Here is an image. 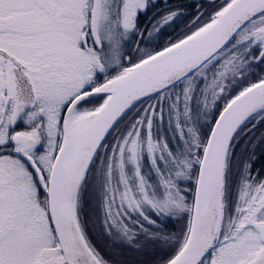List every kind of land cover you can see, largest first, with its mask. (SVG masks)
Wrapping results in <instances>:
<instances>
[{"label": "snow or ice", "instance_id": "obj_1", "mask_svg": "<svg viewBox=\"0 0 264 264\" xmlns=\"http://www.w3.org/2000/svg\"><path fill=\"white\" fill-rule=\"evenodd\" d=\"M124 249L264 264V0H0V264Z\"/></svg>", "mask_w": 264, "mask_h": 264}, {"label": "flooded vegetation", "instance_id": "obj_2", "mask_svg": "<svg viewBox=\"0 0 264 264\" xmlns=\"http://www.w3.org/2000/svg\"><path fill=\"white\" fill-rule=\"evenodd\" d=\"M168 230H169V228H168ZM103 250L104 249H102V251ZM123 252H124V255L121 257V259L133 262V264H134V262L145 258L142 254L133 252L129 249H124Z\"/></svg>", "mask_w": 264, "mask_h": 264}, {"label": "trees", "instance_id": "obj_3", "mask_svg": "<svg viewBox=\"0 0 264 264\" xmlns=\"http://www.w3.org/2000/svg\"><path fill=\"white\" fill-rule=\"evenodd\" d=\"M169 231H173V230H175L171 225H169Z\"/></svg>", "mask_w": 264, "mask_h": 264}, {"label": "rangeland", "instance_id": "obj_4", "mask_svg": "<svg viewBox=\"0 0 264 264\" xmlns=\"http://www.w3.org/2000/svg\"><path fill=\"white\" fill-rule=\"evenodd\" d=\"M103 251H105V250H103Z\"/></svg>", "mask_w": 264, "mask_h": 264}]
</instances>
